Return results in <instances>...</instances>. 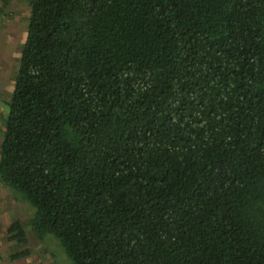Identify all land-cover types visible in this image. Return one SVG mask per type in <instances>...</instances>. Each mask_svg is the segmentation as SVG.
I'll list each match as a JSON object with an SVG mask.
<instances>
[{
  "label": "trees",
  "instance_id": "trees-1",
  "mask_svg": "<svg viewBox=\"0 0 264 264\" xmlns=\"http://www.w3.org/2000/svg\"><path fill=\"white\" fill-rule=\"evenodd\" d=\"M29 7L0 182L36 235L70 264H264V0Z\"/></svg>",
  "mask_w": 264,
  "mask_h": 264
},
{
  "label": "rangeland",
  "instance_id": "rangeland-1",
  "mask_svg": "<svg viewBox=\"0 0 264 264\" xmlns=\"http://www.w3.org/2000/svg\"><path fill=\"white\" fill-rule=\"evenodd\" d=\"M15 2V4H14ZM1 5L7 12H13V17L16 19L12 30L9 31V41L5 42L3 51V64L8 71V66H11V71L5 81L4 93L0 96V144L3 140L5 124L9 114V101L12 98L15 76L19 68L21 52L27 38L28 20L30 15L31 0H1ZM9 6L11 9H6ZM10 10V11H9ZM1 63V62H0ZM13 77V80H12ZM3 115V116H2ZM1 154V146H0ZM6 195V203H14L11 205L12 216L11 223L14 220L24 222L26 225V232L28 235V243L18 244L13 247L15 250H23L28 248L31 254L28 257L20 259L18 262L22 264H70V261L61 246L60 242L51 234H47L44 239L39 238L36 233L29 227L28 220L34 213L33 206L22 197L18 200L14 195L8 191ZM9 200H8V198ZM12 196V198H10ZM9 209V206H7ZM2 264H7L6 261L1 259ZM13 264L15 262L12 261Z\"/></svg>",
  "mask_w": 264,
  "mask_h": 264
},
{
  "label": "crops",
  "instance_id": "crops-1",
  "mask_svg": "<svg viewBox=\"0 0 264 264\" xmlns=\"http://www.w3.org/2000/svg\"><path fill=\"white\" fill-rule=\"evenodd\" d=\"M1 2V0H0ZM15 4V2H14ZM6 9H11L9 6ZM10 11V10H9ZM13 12H7L5 8L2 7L0 3V96L4 93L5 81L9 72L12 70L11 66H8V71L6 70L3 64V47L5 42L9 41V31L15 27L16 19L13 17ZM13 80V77H12ZM1 107V106H0ZM3 116V115H2ZM2 144V141H1ZM0 144V146H1ZM9 190H7L0 182V264H2L1 259L7 262V264H13L12 260L10 259L11 252L16 251L13 247H17L15 243L10 242L7 239V226L11 223V205L14 203H6V195ZM8 198V196H7ZM12 198V196L10 197ZM9 200V198H8ZM9 206V209H7ZM9 217V219H8ZM15 245V246H14Z\"/></svg>",
  "mask_w": 264,
  "mask_h": 264
}]
</instances>
